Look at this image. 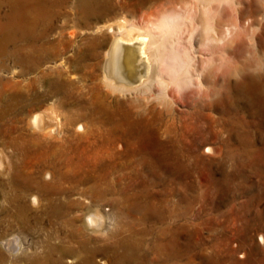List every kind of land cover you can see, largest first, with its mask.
<instances>
[{
	"label": "bare ground",
	"instance_id": "6f19581e",
	"mask_svg": "<svg viewBox=\"0 0 264 264\" xmlns=\"http://www.w3.org/2000/svg\"><path fill=\"white\" fill-rule=\"evenodd\" d=\"M57 6L55 0H0V73L14 74L7 81L0 76L1 98L5 90L16 88L11 96L16 117L26 81L35 87L41 79L45 96L55 101L46 111L31 114L28 136L0 110V144L25 148L48 165L42 181L24 173L25 185L17 188L10 178L17 167L0 146V174L8 176L0 186L3 196H10L9 214L26 227L31 212L26 194L35 189L32 204L44 200L32 217L39 228H46L47 220L51 235L30 264H201L194 260L192 244L181 237L189 223L180 221L185 215L169 199L135 196L138 214L124 208L115 219L117 228L108 232L106 216L95 202L103 192L97 187L105 184L110 191L115 182L142 180L133 171L137 162L148 166L154 178L207 180V173L192 171L200 160L207 163V150L219 157L226 148L239 151L246 117L242 108L259 98L264 103V0H145L140 18V8L116 9L110 0H76L72 17ZM109 15L113 20L88 21ZM58 16L60 26L55 24ZM86 30L90 35L76 43L77 34ZM57 35L59 40L51 39ZM78 87L87 88L89 101ZM67 96L76 105L69 113L54 106ZM132 122L154 127L165 176L140 151L131 150L126 128ZM213 136L220 142L212 144ZM51 139L59 145L48 144ZM44 143L45 152L33 149ZM169 166L186 172L178 176ZM86 183L91 187L79 188ZM79 193L88 199L86 207L70 198ZM80 207L82 217L77 215ZM11 242H5L9 249ZM198 253L207 263V246ZM6 261L0 248V264Z\"/></svg>",
	"mask_w": 264,
	"mask_h": 264
},
{
	"label": "rangeland",
	"instance_id": "374dc122",
	"mask_svg": "<svg viewBox=\"0 0 264 264\" xmlns=\"http://www.w3.org/2000/svg\"><path fill=\"white\" fill-rule=\"evenodd\" d=\"M51 1L52 0H50V3ZM55 1L57 2V5L60 6H57L58 10H62V12L67 10L72 17L73 14L70 7L74 2H76V0ZM110 1L115 4L116 9L123 6L127 7L131 4L135 5L140 8V11H137L136 14L139 18L142 16L144 11V7L142 6L144 5L145 0ZM64 6L69 7L65 9ZM59 17L60 16L55 19L56 26L61 25L62 18L60 19ZM106 20H113L112 15L105 16L103 18L91 16L88 19L90 23L95 25L104 23ZM88 32H90V30L78 33L76 36V43H83V39L90 35ZM65 35H68V33ZM66 37L68 38L69 35ZM59 38V35L55 37L51 36V39L54 41L59 40ZM9 47L11 48L12 44H10ZM101 50L102 48L99 47L98 51L101 52ZM72 53L73 52L71 51V54ZM67 55H70V52ZM71 57L73 56L71 55ZM98 60L99 58L94 59L96 63ZM87 61L91 62L92 60ZM7 62L10 65L12 64L11 60ZM98 71L99 70L97 69V72ZM13 75L14 74L10 72L0 73L1 78L4 81L11 80ZM29 77L33 78V74L29 75ZM36 81L38 82H34L35 87L33 84L29 85L28 81H26L27 84L25 85V94L20 104L22 107L20 109L21 112H19L16 117H13L12 108L14 101L11 99V96L16 92V88L12 86L10 89L5 90L6 97L1 98L0 96V110H5L8 114V118L13 120H10V123L17 124L20 128L19 131L22 130L21 132L27 136L28 134H32V129L26 125L31 114L35 112V110L42 112L46 111L48 108L53 107L52 103L55 102L54 99H49L45 96L46 88L41 79ZM1 89L4 91L3 86L0 85V91ZM86 89L87 88L78 87L77 91L81 97H84L83 99L88 100V96H90V94ZM67 97L62 99V103H55L54 106L56 105L59 110L67 111L69 113L76 105L73 104L74 101L70 96ZM77 102L79 104L81 100L79 99ZM213 113L215 114L216 112L213 111ZM242 113L243 116L246 117L243 119L244 126L242 129L243 134L241 135V141L238 142L240 146L239 151L232 152L229 148H226L223 155L219 157V155L207 150V163H203L200 160L198 164L200 167L192 169V171H198V174L200 175L207 173V180L202 179V181H193L189 179L167 180L154 178L150 174L148 166L137 162L132 164L137 166V169H135V166L133 171L139 172L143 181L138 179L131 180L130 182H115L111 185L110 191H105V189L107 190L105 184L99 185L100 189L96 185L99 191H103L102 193H98L99 195H97V200L95 202L101 205V210L106 216V229L108 232H112L117 228L118 224H115V219L116 217L118 218V215L122 214L123 211H130L131 214L135 215L138 214L139 207L135 203V196L142 198L141 196H147L149 194V197L155 196L158 198L169 199L173 204L172 206H175L178 213L181 216L185 215L180 221L183 222L185 221L184 218H186L189 224L186 227L185 232L182 233L181 237L183 240L186 238L185 240L189 241L194 247V260L196 262H200L201 264H264V103H262L259 98L254 101L253 105H244ZM100 116L104 117L105 114L104 116L100 114ZM137 124L132 122V124L130 123L126 128V133L129 135L130 142L133 144L132 145L130 143V145H132L130 146V148H132L131 150L140 151V154H143L147 160L149 159L148 161L154 163L157 166L158 172L162 173V175L164 174L163 176H165L167 169L165 167L164 160L158 156L157 153L160 146L156 142V136H154L156 134L154 127L151 125L142 126V124ZM143 127L146 128L144 129ZM207 139H210V136H207ZM211 140L212 144H215V142L217 143V140L220 142V138H217L216 136H213ZM207 142H209V140H207ZM49 143L57 145L59 142L51 139L48 144ZM0 146H3L6 149V154L8 155V158H10L9 163L14 165L15 168L17 167L10 175V178L12 177L13 180L12 183L15 187L22 188L21 186L25 185L24 183L26 180L24 181L23 179L25 177L24 173L25 175L30 173L32 177L37 176L38 179L42 181L40 176L41 172L46 171L47 169L48 165L46 161H41L39 160L40 158L37 159L32 157L34 155L27 153L25 148L17 149L15 147H7L1 144ZM46 146L47 143H44L43 145L35 144L33 149H38V152H45L44 148ZM57 147L58 146L55 148ZM139 156L140 157L138 158L142 157L141 155ZM23 170L25 172H23ZM172 170L178 176L179 174L186 172L181 168L175 169L169 166V171ZM57 177L59 178V175H57ZM57 177L54 180L55 185L60 183L58 182L60 180ZM7 178L8 176L0 174V180H5ZM49 178L50 177H47L46 180L51 181ZM94 185L95 184H92V186ZM89 187H91V183H86V185L82 184L79 188L86 190ZM48 189L49 188H46L45 184L44 192ZM30 192L35 193V189L29 190L26 194V198L24 199L25 203L29 205L31 210L29 214L30 226L28 225L24 227L22 224L18 223L17 218L9 214L8 210L11 207V203L9 201L10 196L4 197L0 186V244L1 242L5 244L6 241H14L11 242L10 249L7 248L8 245L6 244H3L4 246L0 245V248L5 256V261L7 260L6 263L8 264H30V257L38 252H43V244L46 238L51 235L49 234L51 230L49 231L46 229L49 228L47 220L45 222L46 228H39L36 223L33 222L32 214L36 210H41L40 208L44 206V200L41 202V206L35 205L34 203L32 204ZM45 193H42L43 197L46 195ZM79 194H75L70 198L83 202L84 207L89 205L90 203L88 202V199L85 200V198ZM116 200L119 201L121 205L120 207L116 205ZM79 209L80 210L77 212V215L82 217L84 210L82 211L81 207ZM80 224L81 221H78L77 226ZM15 236L18 237L16 238ZM49 240L51 241V238H49ZM51 242H55V240L52 239ZM14 243L15 247L13 246ZM206 246L207 263L202 259L203 257L200 253H198V251ZM98 262L100 263L99 260Z\"/></svg>",
	"mask_w": 264,
	"mask_h": 264
}]
</instances>
